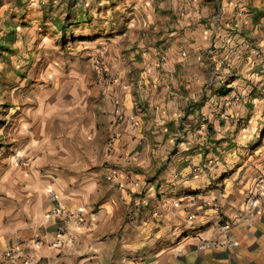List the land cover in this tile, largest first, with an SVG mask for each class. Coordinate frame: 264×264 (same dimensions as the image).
Listing matches in <instances>:
<instances>
[{"label":"crops","instance_id":"obj_1","mask_svg":"<svg viewBox=\"0 0 264 264\" xmlns=\"http://www.w3.org/2000/svg\"><path fill=\"white\" fill-rule=\"evenodd\" d=\"M27 1L0 0V17ZM76 2L130 13L129 38L102 52L118 79L1 175L0 264L17 248L37 264H264V189L247 206L264 147L228 161L211 123L231 89L264 96V0ZM53 195L84 221L52 214ZM219 221L237 245L201 248L223 240Z\"/></svg>","mask_w":264,"mask_h":264},{"label":"rangeland","instance_id":"obj_2","mask_svg":"<svg viewBox=\"0 0 264 264\" xmlns=\"http://www.w3.org/2000/svg\"><path fill=\"white\" fill-rule=\"evenodd\" d=\"M54 1L28 0L24 9L0 17V177L22 163L20 152H28L44 131L52 135L59 116H86V104L102 98L91 95L92 88L118 79L102 52L129 38L117 22L127 20L126 8ZM95 30L98 36H90ZM220 96L211 123L223 156H256L264 147V96L254 101L237 89Z\"/></svg>","mask_w":264,"mask_h":264},{"label":"built area","instance_id":"obj_3","mask_svg":"<svg viewBox=\"0 0 264 264\" xmlns=\"http://www.w3.org/2000/svg\"><path fill=\"white\" fill-rule=\"evenodd\" d=\"M41 4H48L51 0H38ZM263 189L264 186L261 187V190L259 193L253 194L248 202L247 206L250 210L257 208V206L261 203V199L263 196ZM54 198V203L56 206L52 209V214L59 215L61 213H68L70 216H75L77 215L74 211L69 210L66 206H62L58 202V197L56 195H53ZM77 220L79 223H82L84 221V217L80 214L77 215ZM219 230L223 234V240L222 241H208V240H202L201 241V248L203 249H210L214 245L216 246H228V247H234L237 245V242L233 240L230 236V230H231V225L228 223H224L223 221L218 222ZM3 258H7L10 260L11 264H37L33 259L31 258H25L23 255V250L22 248H17L13 250H9L5 252L2 256ZM137 264H150L148 261H141Z\"/></svg>","mask_w":264,"mask_h":264},{"label":"trees","instance_id":"obj_4","mask_svg":"<svg viewBox=\"0 0 264 264\" xmlns=\"http://www.w3.org/2000/svg\"><path fill=\"white\" fill-rule=\"evenodd\" d=\"M39 3H40V2H39ZM61 27H62V28H63V30H64V28H65V27H63V26H61ZM8 39H11V38H8Z\"/></svg>","mask_w":264,"mask_h":264}]
</instances>
